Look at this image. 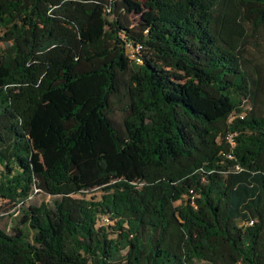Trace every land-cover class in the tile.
<instances>
[{
  "label": "trees",
  "instance_id": "16d2710c",
  "mask_svg": "<svg viewBox=\"0 0 264 264\" xmlns=\"http://www.w3.org/2000/svg\"><path fill=\"white\" fill-rule=\"evenodd\" d=\"M263 23L264 0H0V196H52L33 258L264 264Z\"/></svg>",
  "mask_w": 264,
  "mask_h": 264
},
{
  "label": "rangeland",
  "instance_id": "374dc122",
  "mask_svg": "<svg viewBox=\"0 0 264 264\" xmlns=\"http://www.w3.org/2000/svg\"><path fill=\"white\" fill-rule=\"evenodd\" d=\"M246 28L247 35L244 39L246 68L253 78L259 79L258 96H261L264 93V23L257 29H252L248 24ZM250 106V100L245 101L244 107L249 108ZM114 116H119L118 109L114 111ZM51 200V195L36 188L31 190L26 199L17 202L1 197L0 230L12 239L4 242L0 264H43L33 258L29 249L32 233L26 216L30 206ZM194 264L205 263L196 261Z\"/></svg>",
  "mask_w": 264,
  "mask_h": 264
},
{
  "label": "built area",
  "instance_id": "2783aa9c",
  "mask_svg": "<svg viewBox=\"0 0 264 264\" xmlns=\"http://www.w3.org/2000/svg\"><path fill=\"white\" fill-rule=\"evenodd\" d=\"M129 51H130V56H131L133 59H135V60H137V61L140 60V58L138 57V55L136 54V52H135L133 49H130ZM240 116L242 117L243 114H241ZM0 199H1V196H0ZM103 221H104V222H108L109 219H108L106 216H104V217H103Z\"/></svg>",
  "mask_w": 264,
  "mask_h": 264
}]
</instances>
